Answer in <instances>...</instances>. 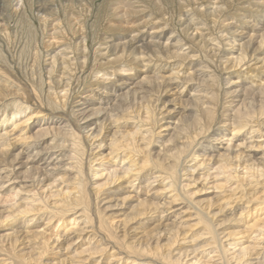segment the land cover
<instances>
[{
  "label": "bare ground",
  "instance_id": "1",
  "mask_svg": "<svg viewBox=\"0 0 264 264\" xmlns=\"http://www.w3.org/2000/svg\"><path fill=\"white\" fill-rule=\"evenodd\" d=\"M67 1L25 83L0 22V264H264V0H176L179 36L164 0Z\"/></svg>",
  "mask_w": 264,
  "mask_h": 264
},
{
  "label": "rangeland",
  "instance_id": "2",
  "mask_svg": "<svg viewBox=\"0 0 264 264\" xmlns=\"http://www.w3.org/2000/svg\"><path fill=\"white\" fill-rule=\"evenodd\" d=\"M66 1L67 0H0V22L8 23L11 26V29L13 31V35L15 34V37L13 38V41L11 42V44L12 43L13 44L11 45V48L9 50L10 52L8 51V55H9V58H10L8 62L11 63L12 65H14V71L17 73V79L18 80L20 79V82H24L25 83L27 81L26 80L27 77H25L24 73L27 72V71L28 72L30 71V69H29V67H30L29 62H30V60H28L30 56L27 55V53L29 52L28 50L29 49L30 50L35 49L36 47H38L39 49H42V33L40 32L41 31V29H40V19L42 18V16H43L44 13H43V11H41L42 14L40 12L38 13V10L41 7V4H43L42 5L43 7L44 6H46V7L47 6L48 7H52L53 6L54 8L59 9V11L61 10V12H63V13H64L63 10L65 9V7H68L69 6L68 9H73L74 10V9H76V8H78L80 6L79 3H78V5H75L74 4L72 7H70L68 1L67 2ZM76 1L82 2L85 6L87 5V6H91L92 7V9H91V16L89 18V23H92L93 21H95V19H96L95 15L96 16L97 15H100V17L98 16L97 23L100 22V24H102V25H103V23H105L104 17H103L104 14H105L104 11H105L106 7L108 6L110 0H76ZM140 1H141V4H144V3H148L149 2L148 4L150 6H152V2L150 0H146L147 2L145 0H140ZM166 1L167 0H164V2L167 3L168 6L171 5L170 8L175 9L174 12L176 11V13H174V21L173 22H174L175 28L178 31L176 33V35L179 36V35H181V29H180V27L182 25V22L179 20L180 19L179 18V16H180L179 14H181V13H179V10L180 9L177 6L176 0H168L167 2ZM170 1H172V2L175 1V2L174 3H171ZM3 7H5V8H3ZM1 8H2V10H1ZM48 10H46L47 13H49V11H50V10L49 11ZM2 11H5V12L2 13ZM71 11L72 10H69L68 12H71ZM61 12H60V14L63 15V13H61ZM177 14H178V16H177ZM54 16L55 15L50 14V17H54ZM140 17L141 16H138L135 19H137V20L139 19L140 20ZM135 19L134 18H131L132 21L135 20ZM231 21H232V19H228V22H231ZM239 22L240 21H238V23ZM138 23H139V21H137L136 23H134V25L135 24H138ZM30 25H31V27H33L36 30V31L34 30V32H35L34 35L37 34L36 36H33L32 38H31V36L28 35L29 34V31L32 30L31 27H29ZM40 33H41V35H40ZM92 33L93 32H91V35H92ZM34 37L35 38L37 37V39L34 40ZM27 38H29V39H27ZM43 64H44L43 65L44 68L47 67V65H45L46 62L43 63ZM167 97L168 96H165L164 99H167ZM2 195L3 196H6L5 193H3ZM203 196L204 197H209L210 195H207L206 194V195H203ZM194 198L197 199L199 197L198 196L197 197L195 196ZM0 201H2V199H0ZM3 204L4 203L1 202L0 205H3ZM157 215H158V213H156L153 216H157ZM186 217L187 216L183 217L181 220H186L185 219ZM218 218H219L220 221H215V223H217V224L221 223L224 220V217H222V216L221 217L218 216ZM146 220L147 219H145L144 221H146ZM181 220H179V222H181V226H187L192 221V220H190V221L189 220H186V221H183L182 222ZM135 225H136V227L138 226L137 224H135ZM154 225H156V224H148L147 223L146 226L139 225V227L136 228V230L130 231V234L126 237V239L128 241H132L136 237L142 235L143 234L142 232H146V231H147L146 233H149L150 232L151 235H155L156 232L154 231V229H152V228L155 227ZM181 230L182 229H180V231ZM227 231H229V230H227ZM51 232L52 231L49 230L47 234H53ZM139 232L141 234L138 235ZM188 234H190V233H188ZM66 236L67 235H65V237ZM69 236L72 237V234H70ZM186 240H187V242H192V240H191V238H189V236H187V239H185V240H180L179 244H183L184 246L181 247V249H179L178 251H184V250H186L188 248L195 247V246H193L194 244L192 245V243H191L192 246L186 248V244H187V243H185ZM201 243H202V241H201ZM208 251H210V250H208Z\"/></svg>",
  "mask_w": 264,
  "mask_h": 264
}]
</instances>
